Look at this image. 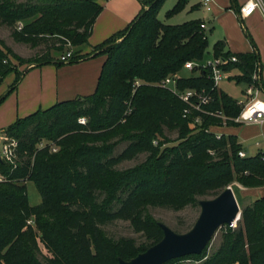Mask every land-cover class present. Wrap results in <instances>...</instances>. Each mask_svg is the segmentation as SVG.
<instances>
[{
    "label": "trees",
    "instance_id": "16d2710c",
    "mask_svg": "<svg viewBox=\"0 0 264 264\" xmlns=\"http://www.w3.org/2000/svg\"><path fill=\"white\" fill-rule=\"evenodd\" d=\"M164 0H144L147 6L124 30L114 33L87 55L81 48L92 32L102 5L98 0H0V24L11 28L13 40L45 51L30 60L33 67H57L105 56L94 92L85 97L58 101L47 109L16 119L2 133L17 141L14 165L0 161V264H118L144 252L162 237L158 221L148 213L157 207L180 211L196 207L204 197H214L233 183L246 189L264 188V153L239 157L236 137L216 139L204 130L219 119L202 116L191 127V115L168 89L156 85L177 74L185 62L206 59L208 41L202 20L168 25L158 19ZM230 0L228 9L237 18L239 7ZM264 6V0H261ZM189 0H175L166 12L172 17ZM21 23L20 30L17 24ZM250 53L232 54L224 42L212 46L210 56H235L223 67L236 85L252 81L255 63L260 64L256 45L244 34ZM73 48L67 63L59 61ZM0 49V84L8 73L14 81L0 96V103L21 81L8 55ZM64 51V52H63ZM62 53L55 57L53 53ZM261 69V64H260ZM138 86H134V82ZM254 83L261 86L262 80ZM176 88L209 91L204 111H220L234 118L241 105L213 88L207 72L181 76ZM194 115V114H192ZM83 118L85 125L77 122ZM229 126H236L227 122ZM164 130L175 132L169 140ZM44 147L39 148V143ZM155 142V144L153 143ZM126 146L115 155L117 146ZM56 147L50 152L49 146ZM212 150L214 155H209ZM139 154L145 159L127 169H116L122 161ZM34 185L40 203L27 200L26 183ZM210 198V199H211ZM236 228L226 227L219 247L206 257L198 254L167 261L191 259L199 264H264V195L240 209ZM115 220L128 221L144 241L113 239L101 227ZM43 247L49 257L39 259Z\"/></svg>",
    "mask_w": 264,
    "mask_h": 264
},
{
    "label": "crops",
    "instance_id": "0c3cea01",
    "mask_svg": "<svg viewBox=\"0 0 264 264\" xmlns=\"http://www.w3.org/2000/svg\"><path fill=\"white\" fill-rule=\"evenodd\" d=\"M190 1L191 0H189V2ZM98 3L102 5V9L93 23L92 32L86 45L81 48L80 55L89 54L93 48L114 35V33L124 30L129 22L139 15L141 10L147 7L144 4V0H98ZM242 4L243 3L240 5ZM235 5L236 8L240 6L236 1ZM193 6L200 8L199 0H195L190 4V10H193ZM229 6L230 0H211L209 10L204 11L210 12L212 17L220 16V18H223L227 13L231 12V10L228 9ZM232 15L234 20L235 18L237 20L235 14L233 13ZM263 17L264 13L262 11L255 10L251 16L243 18V20H247L248 24L251 25L252 36L250 34L249 36L254 40L256 45V52L257 55H259L262 70L261 80L264 86V47L261 44L264 39L261 36L259 38V32L257 33L256 30L257 27H264ZM224 45L225 49L232 54L250 53L252 51L250 45L244 44L242 41L237 42L230 36L224 42ZM104 61L105 56L99 54V56L83 58L82 61L60 67L43 65L25 70L16 88L9 92L10 95L6 100L0 103V134L16 119H21L39 109H47L54 105L55 102L69 101V99L85 97L92 94ZM236 74V71L229 72L225 79L229 80L227 78L228 76H234ZM9 86L10 85H8V88ZM8 88H0V96H2ZM219 89L223 91L220 87ZM223 92H225V90ZM243 92L240 100L233 99L238 103L243 101ZM262 98L264 100V95H262ZM220 133L223 135L235 136L237 143L246 156V149L249 147V142L252 141H255L253 146H258L259 148L257 152L260 151L264 153V121L256 124L227 126L220 129ZM258 189H260L259 197L263 196L264 188Z\"/></svg>",
    "mask_w": 264,
    "mask_h": 264
},
{
    "label": "rangeland",
    "instance_id": "374dc122",
    "mask_svg": "<svg viewBox=\"0 0 264 264\" xmlns=\"http://www.w3.org/2000/svg\"><path fill=\"white\" fill-rule=\"evenodd\" d=\"M195 0H191L185 7L181 9L178 13H176L174 16L167 18L166 12L171 9V7L174 5L175 0H164L161 7L159 8V14L158 19L161 20L163 23L168 25H175V24H181L183 22L191 21V20H202L204 25L206 24V37L208 41L207 46V55L206 59L210 57V52L212 50V46L217 42H225L229 36L232 37V39H235L237 42L242 41L244 44H248L249 42L244 34H251V28L250 24H248L247 20H242V23L240 24L239 18L233 17V11L231 10L230 13H227L225 17L220 18V16L212 17L210 12H205L203 9L197 8L196 6H193V10H190V4ZM247 0H236V3L240 5L241 3H244ZM261 1V0H260ZM262 2V1H261ZM223 16V15H222ZM264 18V17H263ZM264 22V19H263ZM21 23L19 28L16 30H20ZM227 28V29H226ZM257 33L259 32V38L260 36L264 39L263 30L264 27L260 28L257 27ZM227 37V38H226ZM0 42L3 44L4 47L10 50L11 54L17 58V60L13 59L11 56L8 55V59L10 62H12L15 72L17 75L22 74L25 70L30 69L33 67V64L30 62V60L34 59L39 54H42L45 51L46 45L44 43L38 44L35 48L29 46L25 43H17L13 40L12 37V31L11 28L8 26H4L0 24ZM262 46L264 47V41L261 42ZM0 49L5 53V50L3 47L0 46ZM73 50L72 47L67 45V47L64 48V51H71ZM63 51V52H64ZM62 52V53H63ZM53 53V52H52ZM62 53H56L54 52L53 55L55 57H59ZM53 66V65H50ZM55 66V65H54ZM57 67V66H56ZM181 76H192L196 75V72H186L182 70L180 72ZM5 79L0 84V88H8V85H10L14 81V74L8 73ZM223 91L229 96H231L234 99L240 100L242 98V92L245 89V86L243 84L236 85L232 80L224 79L223 82H221L218 85ZM218 87V89H219ZM6 92V91H5ZM10 95V93L7 95V97ZM7 97L4 99L6 100ZM245 98V97H244ZM3 100V101H4ZM83 119V118H80ZM84 121V119H83ZM85 122V121H84ZM82 125H85L82 124ZM164 135L167 136L169 140H175L177 138V135L175 132H169L167 130H164ZM255 141L249 142V147L246 149L247 156H253L258 151V146L254 147L253 143ZM126 146V143H121L117 146L115 152V155L119 153L124 147ZM246 146V144H245ZM248 146V145H247ZM146 157V154H139L136 157L133 158V160L130 161H122L118 163L116 169H127L133 167V165L138 164L142 162ZM26 190H27V200L32 205H37L40 203L39 201V195L31 183H26ZM233 189L232 193L235 196L237 205L239 210L244 206L249 204L252 200H255L260 195V189H246L243 187H240L237 183H233ZM231 187V186H230ZM211 197H204L202 199H210ZM199 207L198 205L196 207H184L180 211H173L171 209H163V208H157V207H150L148 208V213H150L153 218L158 221L159 223L163 224L164 226H167L168 228L172 229L177 234H182L186 231H188L192 224L197 219V216L199 214ZM241 211V210H240ZM236 226V223H235ZM108 236H110L113 239H118L120 237H126L133 239L135 244L142 243L144 241V238L140 233L134 232V230L130 227L128 221L124 220H115L112 222H109L107 224H104V226L101 227ZM236 228V227H235ZM226 227L223 226L220 229H218L215 234L213 235V238L210 240V243L208 244V247L206 248V257L213 254V252L219 247L220 241L222 238V235L226 233ZM41 248V253L39 254V259L43 261L42 257H49V254L47 251L39 246ZM200 261L196 262L191 259H183L182 261H179L174 264H199Z\"/></svg>",
    "mask_w": 264,
    "mask_h": 264
},
{
    "label": "built area",
    "instance_id": "2783aa9c",
    "mask_svg": "<svg viewBox=\"0 0 264 264\" xmlns=\"http://www.w3.org/2000/svg\"><path fill=\"white\" fill-rule=\"evenodd\" d=\"M211 0H199V4L203 10H209ZM239 16L241 19L249 17L255 10H260L264 13V6L260 0H248L242 5L239 6ZM201 28L206 30V25L201 23ZM20 24H17V28H19ZM70 57V51L66 54L59 57V61L63 63L68 62V58ZM236 62V57L231 55L227 57H208L207 59L198 62H185L177 72V74H171L162 81H160L156 86L158 88H165L170 90L182 103H184L185 107L182 110V117L187 118L191 115V127L195 125H199L202 123V116L205 117H213L219 119V124L217 125H209L204 131L207 133H212L216 137V139H220L223 136L220 133V129H223L229 125L227 122H232L236 126H240L241 124H256L264 121V100L262 98V88L259 85L254 83L256 80L261 79L260 64L258 62L255 63L254 73L252 75L253 83L246 86L244 89V100L240 101L238 104L241 105L240 112L234 118H230L224 116L220 111H204L202 109L203 106L208 105L211 100V95L209 91H205L204 89L196 90V89H186L180 91L176 88L177 79L181 77L180 72L182 70L192 73L196 72V75L202 72H207V78L210 79L212 87L218 88V85L226 78L227 73L222 70L224 66L229 63ZM138 82H134V86H138ZM194 114V115H192ZM77 122L80 124H84L83 119H78ZM155 144V142H153ZM44 143H39V148L44 147ZM17 149V141L10 137H6L3 133L0 134V159L7 164L14 165L16 160V152ZM50 152H55L56 147L50 145ZM209 155H214L213 151H208ZM238 156L245 157L246 154L241 150L238 153ZM4 181V177L0 174V182ZM235 223L229 225L230 228H235Z\"/></svg>",
    "mask_w": 264,
    "mask_h": 264
},
{
    "label": "water",
    "instance_id": "95a60500",
    "mask_svg": "<svg viewBox=\"0 0 264 264\" xmlns=\"http://www.w3.org/2000/svg\"><path fill=\"white\" fill-rule=\"evenodd\" d=\"M1 161V159H0ZM199 214L191 228L177 234L172 229L158 223L162 230L161 239L144 252L129 260H118V264H165L183 256H198L210 243L215 232L223 226L237 222L240 218L235 196L227 186L211 199L198 201Z\"/></svg>",
    "mask_w": 264,
    "mask_h": 264
}]
</instances>
